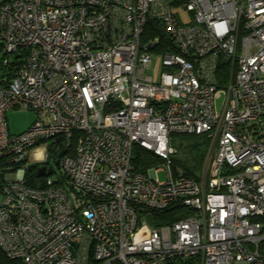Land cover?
<instances>
[{
  "label": "built area",
  "instance_id": "built-area-1",
  "mask_svg": "<svg viewBox=\"0 0 264 264\" xmlns=\"http://www.w3.org/2000/svg\"><path fill=\"white\" fill-rule=\"evenodd\" d=\"M150 21L177 48L158 79ZM14 108L36 113L20 133ZM174 134L211 140L201 177ZM136 145L160 162L137 169ZM0 195V247L26 264H264V0H0Z\"/></svg>",
  "mask_w": 264,
  "mask_h": 264
},
{
  "label": "trees",
  "instance_id": "trees-1",
  "mask_svg": "<svg viewBox=\"0 0 264 264\" xmlns=\"http://www.w3.org/2000/svg\"><path fill=\"white\" fill-rule=\"evenodd\" d=\"M158 39V44L152 48V50H155L156 52H165L167 50L171 51H177V48L169 38L166 29L164 28L163 24L157 21H150L147 23L145 31L142 36L143 43L150 42L152 40ZM221 67L223 69V74L226 73V65L227 61L223 59L221 62ZM223 77V76H222ZM221 82H225V78H220ZM189 135H200L207 138L206 134H189ZM77 137L78 133H75L73 138L71 139V148H63L56 156L55 163L59 161L60 157L65 154L72 152L73 149H75L77 145ZM207 140L210 142V140L207 138ZM210 146V145H208ZM208 149H204L202 155L200 156V159H198V167L202 166L204 159H205V152L207 153ZM160 162V159L150 150L140 146L136 145L134 148V155H133V163L135 167L139 170L147 169L148 167L154 165L155 163ZM50 163V162H48ZM180 166H182L189 175L195 176L196 168L187 166L184 162H176ZM39 164H32L28 167L26 170V176H25V182L28 185L33 186H41L44 183V178L41 175L42 169ZM188 212L187 208H184L183 206H172L170 208H167L165 210H154L151 213V222L154 226H161L165 224L172 223L174 221L179 220L182 218L185 213ZM0 264H26L22 259H13L6 255V253L2 250L0 247Z\"/></svg>",
  "mask_w": 264,
  "mask_h": 264
},
{
  "label": "rangeland",
  "instance_id": "rangeland-1",
  "mask_svg": "<svg viewBox=\"0 0 264 264\" xmlns=\"http://www.w3.org/2000/svg\"><path fill=\"white\" fill-rule=\"evenodd\" d=\"M175 1V0H171ZM176 11L180 13V18L185 21L191 20V14L182 7H177ZM151 53L155 54L156 61L154 64L150 66V73L154 76L155 79H158L160 71L163 69L161 66V52H156L155 50H151ZM223 96L218 99V107L221 106ZM8 123L10 126V130L13 133H20L28 129L36 119V113L33 110L24 109V108H14L8 111ZM207 136V135H206ZM208 138V137H207ZM206 137L200 135H189V134H174L173 135V145L178 149V152L175 156H173V160L176 163L184 162L189 167L196 168L195 176L201 177L204 173H206L208 168V155L212 152L210 151L211 140L210 142ZM210 145V146H208ZM43 145H38L33 149V154L42 149ZM204 149H208L207 153L205 152V159L202 166L198 167V159L202 155ZM39 153V152H38ZM59 166L55 164L54 172L50 175L54 180L59 178ZM159 178L161 180L166 179V174L164 171L159 172ZM44 178V177H43ZM2 200V196L0 195V203Z\"/></svg>",
  "mask_w": 264,
  "mask_h": 264
},
{
  "label": "water",
  "instance_id": "water-1",
  "mask_svg": "<svg viewBox=\"0 0 264 264\" xmlns=\"http://www.w3.org/2000/svg\"><path fill=\"white\" fill-rule=\"evenodd\" d=\"M158 42H159L158 39L152 40V41L146 43V44L144 45V48H145L146 50H150V49H152L153 47H155V46L158 44ZM58 163H59V161L56 162V165H57ZM41 170H42L41 175H46V173H47V172H46V169H45V168H42ZM51 173H52V167H50V168L48 169V174H51Z\"/></svg>",
  "mask_w": 264,
  "mask_h": 264
}]
</instances>
